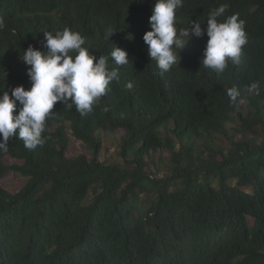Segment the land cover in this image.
<instances>
[{"label":"trees","instance_id":"1","mask_svg":"<svg viewBox=\"0 0 264 264\" xmlns=\"http://www.w3.org/2000/svg\"><path fill=\"white\" fill-rule=\"evenodd\" d=\"M155 3L0 0V95L31 87L24 50L46 51L44 33L65 28L119 72L86 116L57 103L43 145L14 136L0 150V180L27 178L15 194L0 186V264H264V0H183L177 10L182 28L193 20L205 32L221 5L219 22L245 21L239 62L222 73L202 64L206 34L185 39L161 72L143 39ZM114 46L129 63H114ZM116 130L122 164L100 158L101 133ZM70 131L89 154L68 157ZM160 152L170 155L162 177L148 171Z\"/></svg>","mask_w":264,"mask_h":264},{"label":"clouds","instance_id":"2","mask_svg":"<svg viewBox=\"0 0 264 264\" xmlns=\"http://www.w3.org/2000/svg\"><path fill=\"white\" fill-rule=\"evenodd\" d=\"M183 7V0H156L150 17L151 30L143 39L148 45L151 60L157 62L161 72H167L177 61L176 49H184L193 38L208 37L202 64L217 73H222L228 61L239 62L242 46L246 44L245 21L238 14L219 22L225 6L214 9L207 20L206 32L198 21L188 28L176 24V12ZM5 27L0 18V30ZM44 48L33 46L24 50L22 61L28 66L31 87H15L11 95L4 91L0 95V150L7 152L9 138L18 137L28 149L43 145L42 133L46 130V119L55 114L54 106L62 103L68 108L75 105L82 116L92 111L93 104L106 94L111 82L119 79L118 68L110 67L108 58H97L84 47L85 38L65 28L62 32H45ZM71 53H75L72 55ZM111 57L116 65L129 63L128 53L114 46ZM130 88L131 85L129 84ZM258 88L251 84L248 91ZM235 104L239 91L235 88L227 93ZM19 105V107H18Z\"/></svg>","mask_w":264,"mask_h":264},{"label":"rangeland","instance_id":"3","mask_svg":"<svg viewBox=\"0 0 264 264\" xmlns=\"http://www.w3.org/2000/svg\"><path fill=\"white\" fill-rule=\"evenodd\" d=\"M176 24L179 28H182L181 21L176 20ZM230 132L235 137L239 138L240 134L238 133L239 123L233 122L229 126ZM70 135V146L68 149V157H76L80 154H89L85 144L79 140H77L72 134ZM125 135L124 130H116L115 132H102L101 140H102V149L100 152V158L102 161H107L109 163H124V160L120 156V144L122 137ZM221 141L223 143H227V140L221 137ZM169 158L170 155L167 152H160L154 155V163L149 160V169L148 171L152 173L153 176L158 175L162 177L167 173L169 167ZM17 161L7 158L6 163L15 164ZM27 183V178L16 174L11 173L4 179L0 180V186L7 189L11 193H18Z\"/></svg>","mask_w":264,"mask_h":264}]
</instances>
